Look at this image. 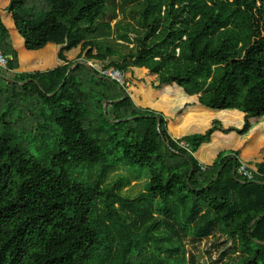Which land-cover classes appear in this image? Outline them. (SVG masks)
I'll return each mask as SVG.
<instances>
[{
	"label": "trees",
	"instance_id": "obj_1",
	"mask_svg": "<svg viewBox=\"0 0 264 264\" xmlns=\"http://www.w3.org/2000/svg\"><path fill=\"white\" fill-rule=\"evenodd\" d=\"M109 2L0 0V264H197L185 240L210 264H264V0H142L124 56L99 43ZM81 61L95 72L68 73ZM121 165L148 167L147 191L106 184Z\"/></svg>",
	"mask_w": 264,
	"mask_h": 264
},
{
	"label": "rangeland",
	"instance_id": "obj_2",
	"mask_svg": "<svg viewBox=\"0 0 264 264\" xmlns=\"http://www.w3.org/2000/svg\"><path fill=\"white\" fill-rule=\"evenodd\" d=\"M137 4L142 5V0H110L107 9L108 15L110 16L106 15V18L108 19L111 17L115 19L114 22L117 21L120 24V28L125 30V34H121V37L119 38L125 39V41L129 44L118 43L120 46H115L114 41L108 42L106 39H101L99 40L101 46H105V44L108 43L109 47L123 56L130 55V53H134L139 50L140 42L137 38H132V36H135L137 31L144 35L145 30L140 25L142 8L137 7ZM120 28H118L115 33L118 32ZM129 33H131V35ZM54 133H56V131ZM19 139L28 147L29 152L36 158L48 157L50 153L54 151V143L50 140L46 142L34 140L31 142L32 136L26 134L19 135ZM93 170L94 172H92ZM113 170L114 171L111 170V173L107 177L106 184H113L121 180L123 182V193L132 198L138 197L141 193L147 191V184L150 180V169L148 167L121 165ZM96 171L97 168H86L82 173H76V176L90 179L96 177ZM167 219L174 221V219L170 217ZM161 228L164 229L163 226ZM185 243L188 245L189 254L196 256L197 264H210L204 251V243L201 244V248H196L187 240H185Z\"/></svg>",
	"mask_w": 264,
	"mask_h": 264
},
{
	"label": "built area",
	"instance_id": "obj_3",
	"mask_svg": "<svg viewBox=\"0 0 264 264\" xmlns=\"http://www.w3.org/2000/svg\"><path fill=\"white\" fill-rule=\"evenodd\" d=\"M179 52L180 50H177V53ZM9 64H10L9 58L0 48V67L4 69H9ZM101 75L117 83L120 88L126 89L127 87H129V82L126 80L125 74L120 69L114 67H108L101 71ZM176 142L179 144V146L186 148V150L193 153V147L188 140L176 138ZM203 169L207 170L205 166H203ZM237 173L241 178L248 181H255L256 179V174L252 170L247 168L245 165H241L237 169Z\"/></svg>",
	"mask_w": 264,
	"mask_h": 264
},
{
	"label": "crops",
	"instance_id": "obj_4",
	"mask_svg": "<svg viewBox=\"0 0 264 264\" xmlns=\"http://www.w3.org/2000/svg\"><path fill=\"white\" fill-rule=\"evenodd\" d=\"M106 15H108V12H107ZM108 16H110V15H108ZM114 20L115 19H113L111 17H109L107 19L106 16H105V18L103 20V21H111V25H112V33H111V36L107 37L106 38V41H108V42L109 41H114L115 42V46H120V44H118V43H125V42H127V41H125V39L119 38V37H121V34H125V30L123 28L121 29L120 28V24L117 21L114 22ZM118 28H120L119 31L115 33V31L118 30ZM129 34L131 35V33H129ZM132 38H136V34H135V36H132ZM134 53L136 54L137 51L134 52ZM134 53H130V54H134Z\"/></svg>",
	"mask_w": 264,
	"mask_h": 264
},
{
	"label": "water",
	"instance_id": "obj_5",
	"mask_svg": "<svg viewBox=\"0 0 264 264\" xmlns=\"http://www.w3.org/2000/svg\"><path fill=\"white\" fill-rule=\"evenodd\" d=\"M79 65H84V66L88 67L91 71L95 72V68H94V66H93L90 62H88V61H81V62H79V63L74 64L73 67H71V69L69 70L68 73H70L71 70H73L74 68L78 67ZM10 80H11V79H10ZM25 83H26V82H25ZM25 83H23V84H25ZM51 96H53V94H52ZM108 103H109V101H107V100L104 101V112H105V114H106V112H107V104H108ZM161 121H162V119L159 118V125H161ZM111 122H112V123H119V122H121V120L111 121ZM236 171H237V168L235 167L234 170H233V174H234L235 177H236ZM219 176H220V173L218 174L217 178H218ZM217 178H216V179H217ZM261 184H264V183H261ZM259 218H261V216L258 217V218H257V219L251 224L250 229L252 228L253 224H254ZM258 243H260V244H264V242H258Z\"/></svg>",
	"mask_w": 264,
	"mask_h": 264
}]
</instances>
